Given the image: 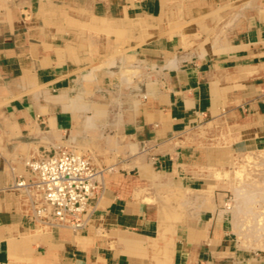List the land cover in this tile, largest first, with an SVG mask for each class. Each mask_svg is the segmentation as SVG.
Masks as SVG:
<instances>
[{
  "label": "crops",
  "instance_id": "obj_1",
  "mask_svg": "<svg viewBox=\"0 0 264 264\" xmlns=\"http://www.w3.org/2000/svg\"><path fill=\"white\" fill-rule=\"evenodd\" d=\"M257 5L0 0V264H264L199 171L264 152ZM57 148L98 172L77 227L15 186Z\"/></svg>",
  "mask_w": 264,
  "mask_h": 264
},
{
  "label": "built area",
  "instance_id": "obj_2",
  "mask_svg": "<svg viewBox=\"0 0 264 264\" xmlns=\"http://www.w3.org/2000/svg\"><path fill=\"white\" fill-rule=\"evenodd\" d=\"M25 166L28 180L21 178L15 186L30 194L34 217L77 227L99 185L91 159L71 148H57L28 159Z\"/></svg>",
  "mask_w": 264,
  "mask_h": 264
},
{
  "label": "rangeland",
  "instance_id": "obj_3",
  "mask_svg": "<svg viewBox=\"0 0 264 264\" xmlns=\"http://www.w3.org/2000/svg\"><path fill=\"white\" fill-rule=\"evenodd\" d=\"M264 14V0H254ZM259 155L256 157L255 155ZM261 156V157H260ZM264 152L229 154L223 163L199 171L207 176L208 191L224 193L227 220H233L235 236L247 252L264 253ZM253 162V163H252ZM251 240L259 243L252 244Z\"/></svg>",
  "mask_w": 264,
  "mask_h": 264
},
{
  "label": "bare ground",
  "instance_id": "obj_4",
  "mask_svg": "<svg viewBox=\"0 0 264 264\" xmlns=\"http://www.w3.org/2000/svg\"><path fill=\"white\" fill-rule=\"evenodd\" d=\"M12 12H13V11H12ZM74 150H75V149H74ZM77 151H78V150H77ZM78 152H79V151H78ZM34 153H35V152H34ZM80 153H81V152H80ZM35 154H36V153H35ZM255 156H256V157H259L258 154L255 155ZM260 157H261V156H260ZM90 158H91V157H90ZM261 160H264V157H262ZM252 163H253V162H252ZM99 172H100V170H99ZM98 177H99V176H98ZM15 188H16V187H15ZM22 189L25 191V193H26L28 196H30V194L26 192L25 187H23ZM234 219H236V217H233V220H234ZM61 225H64V224H61Z\"/></svg>",
  "mask_w": 264,
  "mask_h": 264
}]
</instances>
